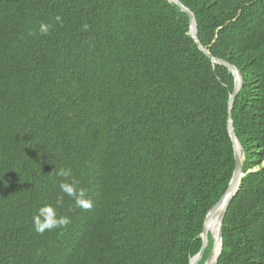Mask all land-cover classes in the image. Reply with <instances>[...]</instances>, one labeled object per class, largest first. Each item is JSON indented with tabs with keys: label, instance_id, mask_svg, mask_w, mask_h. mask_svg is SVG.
Returning a JSON list of instances; mask_svg holds the SVG:
<instances>
[{
	"label": "trees",
	"instance_id": "obj_1",
	"mask_svg": "<svg viewBox=\"0 0 264 264\" xmlns=\"http://www.w3.org/2000/svg\"><path fill=\"white\" fill-rule=\"evenodd\" d=\"M179 2L242 78L245 175L215 264H264V0ZM233 82L167 0H0V264H189L234 169ZM60 167L91 208L60 192ZM58 196L70 223L36 232Z\"/></svg>",
	"mask_w": 264,
	"mask_h": 264
},
{
	"label": "water",
	"instance_id": "obj_2",
	"mask_svg": "<svg viewBox=\"0 0 264 264\" xmlns=\"http://www.w3.org/2000/svg\"><path fill=\"white\" fill-rule=\"evenodd\" d=\"M167 1L169 3H172L175 6H177L179 8V10L187 16L188 24H189V35H190L191 39L194 41V43L196 44L198 50L200 52H202L214 64H217V65H220V66H223L224 68H226L227 71L232 75V77L234 79L233 91L229 97L228 107H227V131H228L229 137L231 139L232 148H233L234 169H233V173H232L230 182L228 184L227 190L225 191L223 196L219 199V201L208 211V213L205 217L204 224H203V230H202V233L200 235L201 249H200L199 253L196 256H194L189 262V264H197L201 260V258L203 257L205 248L207 246V237L209 234L213 240V244H212V249L210 251V254L206 258L204 264H215L217 259H218L219 254L221 252V229H220V227H221L222 219L224 217V214L226 212V209L228 207L229 202L231 201V199L234 197V195L236 194V192L238 190L241 178L245 175L243 173V170H242V159H243V157L241 155V152H238L237 147H236V144H239V143L235 137V133H234V129H233V123H232L233 103H234L235 96L241 87L242 78L240 76V73L237 71V69L233 65H231L230 63H228L224 60L214 58L199 43L198 38H197V22H196L194 15L187 8H185L179 2V0H167ZM239 147H240V145H239ZM240 151H241V147H240ZM216 208H220V213L218 215V226H217L216 236H214L212 232L207 231L206 222H207V219L210 217L211 213ZM216 245H218L219 250H218L217 254H215L214 258L212 259L213 251H214V248L216 247Z\"/></svg>",
	"mask_w": 264,
	"mask_h": 264
},
{
	"label": "clouds",
	"instance_id": "obj_3",
	"mask_svg": "<svg viewBox=\"0 0 264 264\" xmlns=\"http://www.w3.org/2000/svg\"><path fill=\"white\" fill-rule=\"evenodd\" d=\"M57 22H61V18L57 16ZM51 25L41 23L39 31L41 34L47 35ZM87 28V25H85ZM241 152V151H240ZM57 177H61L59 183L60 192L71 197L77 207L89 209L92 206L91 200L87 198V191L82 187H78V182L72 175L70 168L60 167L54 171ZM63 196H58L55 205L43 204L36 209L32 217L33 226L36 232L44 233L53 229L65 227L70 223V218L67 215H59L57 208L63 206Z\"/></svg>",
	"mask_w": 264,
	"mask_h": 264
},
{
	"label": "bare ground",
	"instance_id": "obj_4",
	"mask_svg": "<svg viewBox=\"0 0 264 264\" xmlns=\"http://www.w3.org/2000/svg\"><path fill=\"white\" fill-rule=\"evenodd\" d=\"M236 147H237L238 152H240L239 144H236ZM219 213H220V208L214 209V211L211 213L210 217L207 219V222H206L207 231L212 232L214 236H216V232H217ZM218 250H219V247L218 245H216L213 251L212 259L214 258L215 254H217Z\"/></svg>",
	"mask_w": 264,
	"mask_h": 264
}]
</instances>
